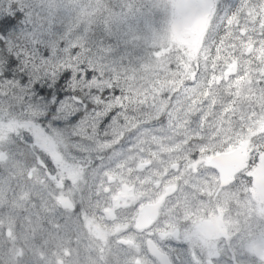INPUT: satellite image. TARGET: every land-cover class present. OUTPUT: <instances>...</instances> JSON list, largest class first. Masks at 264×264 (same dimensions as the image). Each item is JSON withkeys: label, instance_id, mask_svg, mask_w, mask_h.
Masks as SVG:
<instances>
[{"label": "snow or ice", "instance_id": "obj_1", "mask_svg": "<svg viewBox=\"0 0 264 264\" xmlns=\"http://www.w3.org/2000/svg\"><path fill=\"white\" fill-rule=\"evenodd\" d=\"M0 264H264V0H0Z\"/></svg>", "mask_w": 264, "mask_h": 264}]
</instances>
